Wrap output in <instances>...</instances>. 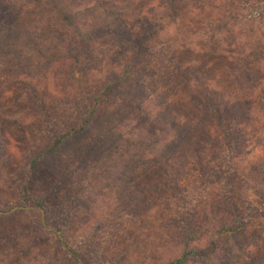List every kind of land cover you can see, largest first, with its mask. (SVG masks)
Returning <instances> with one entry per match:
<instances>
[{"label": "trees", "instance_id": "obj_1", "mask_svg": "<svg viewBox=\"0 0 264 264\" xmlns=\"http://www.w3.org/2000/svg\"><path fill=\"white\" fill-rule=\"evenodd\" d=\"M227 1L231 18L217 20L209 41L218 44L219 34L230 35L234 49L225 52V60L241 68L238 74L233 69L228 83L221 85L218 75L204 83L195 64L184 62L166 39L170 26L179 30L185 19L187 8L176 0L158 5L142 0H0V97L25 96L34 111L44 113L49 90L39 89L37 82L53 78L76 92V121L48 130V144L25 166L23 204L16 207L45 211L49 192L56 197L74 191L75 196L65 193V199L85 208L106 201V222L97 220L93 229L88 222L80 225L79 234L69 231L74 223L69 217L37 222L76 264H102L85 253L106 254L103 238L126 232L121 221H134L154 203L170 206L177 200L180 215L196 219V202L186 185L189 171L215 175L218 182L235 171L233 161L248 153L260 133L256 120L264 122V0ZM196 3L194 11L203 13L206 0ZM257 9L261 12L255 17L244 18L246 11ZM102 68L94 81V72ZM51 161L57 163L56 172ZM37 172L48 193L30 203ZM87 200L91 206L83 203ZM10 210L0 214L15 211ZM248 220L235 215L205 244L190 236L180 257L153 264H264V255L250 256L255 244L245 235ZM4 222L0 220V251H18L23 235L38 239L21 225L20 234L17 227L3 234Z\"/></svg>", "mask_w": 264, "mask_h": 264}, {"label": "rangeland", "instance_id": "obj_2", "mask_svg": "<svg viewBox=\"0 0 264 264\" xmlns=\"http://www.w3.org/2000/svg\"><path fill=\"white\" fill-rule=\"evenodd\" d=\"M142 1L154 5L161 2V0ZM176 1L187 8V11H184L185 19L179 30L174 23L170 26V35L166 39H171L172 45L178 48V53H181L184 62L195 64L193 67L199 70L198 74H200V79L205 81L204 83H212L211 80L216 75H218L217 82L219 84L228 83L225 79L233 69L238 74L241 68L237 64L238 62L233 66L225 60V52L234 49V47L232 48V39L228 41L230 35L219 34L217 36L218 44L216 42L212 44L209 41L213 31L217 30V20L228 21L227 18H231L232 11L229 9L232 8L228 9V1L206 0L207 3L203 5L205 10L203 13L199 10L194 11L198 8L196 4H199L196 3V0ZM257 12L261 11L259 9L255 12L248 10L245 12L244 18H253L258 14ZM237 26L240 28L241 24ZM236 38L238 41L242 40L238 34ZM103 72L104 68L95 71L93 80L100 79ZM36 85L41 90L44 88L49 90L44 113L34 111L32 104L25 96L7 94L0 97V211L15 210L12 212L10 210V213L4 215L0 214V220H6L4 223L7 224L3 226V234L9 233L16 227L20 234L19 226L21 225L26 230L29 228L36 232L37 234H35L38 236L36 240H32L35 237L20 236L21 246L17 248L19 252L17 250L6 251L5 249V251H0V264H76L58 250L53 236L49 232H42L37 226V222L38 220L61 222L59 220L69 217V220L74 222L72 227H68L69 231L79 234L82 229L79 227L80 225L86 223L87 226L88 223H91L93 229L96 227L94 224L97 220L106 222L104 218V214L107 212L106 201L96 200L92 207L85 208L65 199V193L75 196L74 191H64L63 195L59 194L56 197L54 192H49L47 198L50 203L45 211L16 208L18 204H23L25 191L22 174L26 171L25 166L30 156L40 152L48 144V130L51 126L59 122L74 123L77 115L76 107L72 104L76 92L71 86L61 84L53 78L41 80ZM256 122L262 129L253 139L248 153L233 161L236 166L234 172L221 175L220 180L216 182L215 175H213L214 177L201 176L197 171L192 169L189 171L186 185H188L187 191L191 200L196 202V207H194V211L197 212L196 219L185 220L187 216L180 215L181 210L177 200L170 202V206L154 203L143 208L140 217L134 221L116 220L115 222L121 221L126 225V232H121L119 235L114 234L108 238L104 237L107 233L103 234V243L109 247L108 252L106 254L103 253V250L97 254L86 252L85 256L88 260L92 262L99 260L105 264L107 260L113 259L114 262L121 257L123 261L115 262V264H153L169 258L175 259L180 257L183 242L191 238L190 236H194L197 242L203 245L212 233L220 228L222 223L232 220L235 215L236 217L249 218L245 235L255 244L250 247V256L252 258L263 256L264 122L260 120H256ZM77 142L79 143V141ZM8 155H10V159L7 158ZM50 163L53 164L49 167L55 168L56 172L57 163L55 161ZM49 167H45L42 174ZM42 174L37 172L36 184L33 186L32 195L29 196L30 203L40 200L48 193L47 184L40 178ZM197 180L200 181V184L196 183ZM83 203L91 206L89 200ZM194 211L193 213H195ZM190 222L192 224H189ZM110 227L113 225L111 224ZM190 228L193 230L191 234ZM102 232L98 231V233ZM87 234H92V231L89 230ZM85 243L87 242L82 243V247Z\"/></svg>", "mask_w": 264, "mask_h": 264}]
</instances>
